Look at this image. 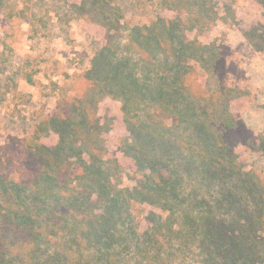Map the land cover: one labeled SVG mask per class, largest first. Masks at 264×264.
Returning <instances> with one entry per match:
<instances>
[{"label":"trees","instance_id":"trees-1","mask_svg":"<svg viewBox=\"0 0 264 264\" xmlns=\"http://www.w3.org/2000/svg\"><path fill=\"white\" fill-rule=\"evenodd\" d=\"M14 1L0 0V16L29 20ZM132 4L146 22L135 23L116 0L74 4L78 18L104 24L111 37L79 76L83 85L60 87L61 109L38 125L59 134L57 145L27 136L36 169L26 179L0 169V264H177L201 249L206 264L264 257V170H247L238 151H251L257 164L264 136L230 112L238 91L223 82V47L199 41L220 20H236L237 0ZM245 35L264 54V24ZM37 74L24 59L14 76L35 85ZM105 96L123 103L129 172L109 157L98 118Z\"/></svg>","mask_w":264,"mask_h":264},{"label":"rangeland","instance_id":"rangeland-1","mask_svg":"<svg viewBox=\"0 0 264 264\" xmlns=\"http://www.w3.org/2000/svg\"><path fill=\"white\" fill-rule=\"evenodd\" d=\"M116 1L131 9L128 15L135 23L148 20L149 16H139L140 12L135 15L133 0ZM14 3L28 9L30 18L11 20L0 16V169L9 177L26 179L30 170L36 168L25 151L23 139L37 133L46 145H57L59 134L42 130L38 125L61 109L60 87L83 85L79 76L90 67L97 51L108 44L111 35L104 24L76 16L73 6L81 0H15ZM235 9V21L220 20L212 30L201 34L199 41L209 47L214 44L223 47L228 67L222 72L223 82L239 93L230 94V112L246 121L253 133L264 136V54L257 51L245 35L253 26L264 24V8L257 0H237ZM172 15L175 14H169ZM30 21H34L33 30ZM24 59L31 62L34 73H39L35 76V85L14 76ZM3 67L7 75L2 72ZM11 76L18 85V93L6 88L7 78ZM201 76L205 86L208 75L202 71ZM9 85L10 89L14 86ZM212 89H217L216 85ZM73 93L70 89V94ZM98 118L105 127L109 157L117 158L128 172L134 169V160L123 150V142L130 137L123 103L105 96L98 106ZM238 151L247 170L255 165L264 170V159L258 158L256 164L251 160V151L240 145ZM191 181L195 182L196 177ZM219 189L216 184L213 191ZM259 235V241L264 239V234ZM202 260L206 264L201 249L200 254H187L177 264H203ZM259 264H264V257L259 259Z\"/></svg>","mask_w":264,"mask_h":264}]
</instances>
